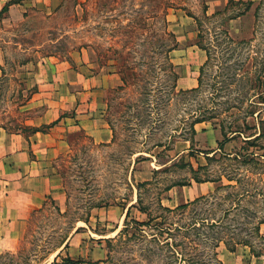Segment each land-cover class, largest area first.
<instances>
[{
    "label": "rangeland",
    "instance_id": "1",
    "mask_svg": "<svg viewBox=\"0 0 264 264\" xmlns=\"http://www.w3.org/2000/svg\"><path fill=\"white\" fill-rule=\"evenodd\" d=\"M224 2L62 0L22 22L19 12H2L0 126L28 133L27 121L44 110L29 107L37 48L69 59L83 51L86 71L113 67L122 85L105 91L112 142L73 132L53 158L66 211L50 201L35 210L0 264H212L214 244L223 264H264V0L248 10V0ZM183 33L204 50L191 51L180 70L173 50ZM203 219L222 225L203 227ZM220 237L241 243L232 251Z\"/></svg>",
    "mask_w": 264,
    "mask_h": 264
},
{
    "label": "crops",
    "instance_id": "2",
    "mask_svg": "<svg viewBox=\"0 0 264 264\" xmlns=\"http://www.w3.org/2000/svg\"><path fill=\"white\" fill-rule=\"evenodd\" d=\"M251 1L255 4V0ZM229 2H224L225 7ZM61 3L62 0H0V11L7 5L8 12L11 9L14 13L19 12L22 22L32 12L50 15ZM172 16L173 22L178 21L179 18ZM189 23L197 24L199 30L197 22ZM189 37L184 33L179 35V47L173 50L174 56L181 57L176 64L180 70L186 67L191 51L203 49L199 42L188 43ZM199 53L200 70L207 58L203 51ZM70 57L46 53L38 48L34 50V65L28 72V80L35 89L29 107H44V110L27 121V125L33 127L28 133L0 126V254L17 249L23 229L35 210L44 208L50 201L59 211H66L68 196L53 158L68 146L67 134L83 131L98 143H109L114 138L106 118L105 91L122 85L116 70L110 67L88 72L85 70L88 59L83 51H73ZM193 67L196 69L195 65ZM182 78L186 77L181 75L179 81ZM198 83L196 78L191 88H196ZM200 184L204 185V182ZM96 213L100 214L101 210ZM263 229L264 222L260 225L261 233H264Z\"/></svg>",
    "mask_w": 264,
    "mask_h": 264
},
{
    "label": "trees",
    "instance_id": "3",
    "mask_svg": "<svg viewBox=\"0 0 264 264\" xmlns=\"http://www.w3.org/2000/svg\"><path fill=\"white\" fill-rule=\"evenodd\" d=\"M230 1H234V0H230ZM254 2L253 1H248L247 2V5H248V7H247V9H249L250 7H251V5L253 4ZM7 5L2 9V11L0 12V18L2 17L1 15H2V12L3 11H7ZM207 11V7H206V9H205V12ZM189 15H191V16H193V17H195V19H197V23L199 24V26H201V24H200V20H199V18L197 17V16H195L194 14H191V13H189ZM239 15V14H238ZM234 17H236V16H232L231 18H234ZM199 44H201L200 43V41H199ZM201 47H203L202 46V44H201ZM33 130V129H32ZM234 132H236V131H234ZM260 135H262V134H260ZM258 136H256L255 138H257ZM250 140V139H249ZM224 146H223V142H221L220 144H219V148L218 149H222ZM214 152V154L216 153V151H213ZM212 152V153H213ZM208 157V159H211L213 156H210V155H208L207 156ZM197 182H205L206 180H209V179H201V178H199L198 176H195V178H194ZM147 182H143V184H146ZM180 185H185V183H182V184H180ZM173 186V185H172ZM172 186H169L168 188H167V190H169V189H171L172 188ZM141 200V198H139V200L138 201H140ZM136 206V204H131L129 207H128V209H127V211H126V214H125V226H124V228L122 229V231L120 232L121 234L123 233V232H127V231H129V229H130V227H129V223H128V221H129V218H130V215H131V210H132V208L133 207H135ZM184 207H187V204H183V205H181L180 206V208H184ZM238 207H241V206H235L234 208H238ZM166 210H168V211H172V210H169L168 208H166ZM229 211H231V209H225V213H228ZM205 219H203L202 220V224L203 225H201V226H203V227H207V228H212L213 226H217V225H222V219H215L214 221L213 220H209L208 222H207V224H205V221H204ZM135 222H137L139 225H141V226H143V225H146V222H139V221H135ZM264 222V220H261L260 221V225H261V223H263ZM193 227H196L195 225H193ZM257 233H258V235H259V237H263L262 235H261V233H260V226L259 227H257ZM232 239V244H231V241L229 240V239H227V238H224V237H220V238H218V242H220V241H222V240H224L225 241V243L227 244V246L229 247V249H231L232 251H234L235 250V246L237 245V244H239V243H241V240H239L238 238H234V237H232L231 238ZM166 240V239H165ZM245 241V240H244ZM165 243H169V240H166V242ZM234 243V244H233ZM245 243H249L250 245H251V250L255 253V255L256 256H259V252H257L256 251V249L254 248V246L251 244V242L250 241H246ZM177 245L178 243H173V244H171V245ZM231 245V246H230ZM234 245V246H233ZM213 247H212V253L209 255V259L211 260V263L212 264H223V262L221 261V260H219V258H218V254L215 252L216 250V247L218 246V244H214V245H212ZM176 253H181V251L180 250H178V249H175L174 250ZM53 263H56L55 261L53 262ZM76 262L74 261V260H72L71 258H66L63 262H62V264H75Z\"/></svg>",
    "mask_w": 264,
    "mask_h": 264
}]
</instances>
